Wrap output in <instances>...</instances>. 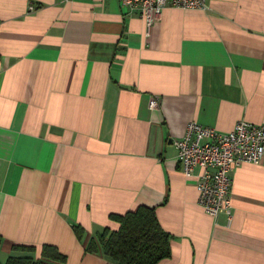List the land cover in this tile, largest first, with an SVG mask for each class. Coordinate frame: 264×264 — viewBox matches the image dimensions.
I'll return each instance as SVG.
<instances>
[{"label":"crops","instance_id":"1","mask_svg":"<svg viewBox=\"0 0 264 264\" xmlns=\"http://www.w3.org/2000/svg\"><path fill=\"white\" fill-rule=\"evenodd\" d=\"M203 1L148 28L119 0H0L1 263L52 246L117 264L86 248L144 206L172 238L159 264H264V160L233 170L229 222L198 206L172 144L192 121L264 124V0Z\"/></svg>","mask_w":264,"mask_h":264},{"label":"built area","instance_id":"2","mask_svg":"<svg viewBox=\"0 0 264 264\" xmlns=\"http://www.w3.org/2000/svg\"><path fill=\"white\" fill-rule=\"evenodd\" d=\"M119 4L128 15L138 14L148 28L160 20L167 7L183 11L208 9L203 0H119ZM33 10L34 6H30L29 11ZM157 105L156 98L149 103L151 109ZM172 144L184 177L196 178L198 206L213 219L225 215L231 222L232 172L243 164L263 163L264 124L241 120L232 131L224 133L192 121L184 136Z\"/></svg>","mask_w":264,"mask_h":264},{"label":"trees","instance_id":"3","mask_svg":"<svg viewBox=\"0 0 264 264\" xmlns=\"http://www.w3.org/2000/svg\"><path fill=\"white\" fill-rule=\"evenodd\" d=\"M110 219L119 225L117 231L105 228L92 238L86 248L89 253L102 254L117 264H159L171 256V236L161 227L155 208L141 206L123 215ZM78 239L83 230L75 227ZM13 251L24 256H12L0 264H64L66 257L52 246H43L40 258L36 248L14 246ZM33 255V256H32Z\"/></svg>","mask_w":264,"mask_h":264}]
</instances>
